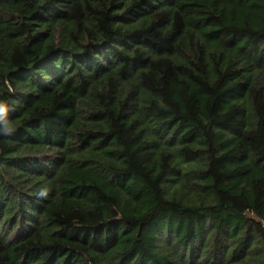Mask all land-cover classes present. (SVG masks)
Returning <instances> with one entry per match:
<instances>
[{"label":"trees","instance_id":"trees-1","mask_svg":"<svg viewBox=\"0 0 264 264\" xmlns=\"http://www.w3.org/2000/svg\"><path fill=\"white\" fill-rule=\"evenodd\" d=\"M0 103V264H264V0H0Z\"/></svg>","mask_w":264,"mask_h":264},{"label":"clouds","instance_id":"clouds-1","mask_svg":"<svg viewBox=\"0 0 264 264\" xmlns=\"http://www.w3.org/2000/svg\"><path fill=\"white\" fill-rule=\"evenodd\" d=\"M5 111L3 103H0V113H3ZM0 131H3L5 134H10L13 129L9 126L7 121L4 122L2 129ZM46 193L42 192L41 195H45Z\"/></svg>","mask_w":264,"mask_h":264}]
</instances>
